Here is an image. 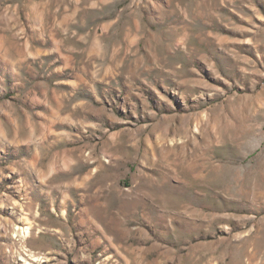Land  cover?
<instances>
[{"label":"rangeland","instance_id":"1","mask_svg":"<svg viewBox=\"0 0 264 264\" xmlns=\"http://www.w3.org/2000/svg\"><path fill=\"white\" fill-rule=\"evenodd\" d=\"M0 264H264V0H0Z\"/></svg>","mask_w":264,"mask_h":264},{"label":"crops","instance_id":"2","mask_svg":"<svg viewBox=\"0 0 264 264\" xmlns=\"http://www.w3.org/2000/svg\"><path fill=\"white\" fill-rule=\"evenodd\" d=\"M33 222H35V220H32ZM40 235V234H39ZM127 261H128V259H127Z\"/></svg>","mask_w":264,"mask_h":264},{"label":"bare ground","instance_id":"3","mask_svg":"<svg viewBox=\"0 0 264 264\" xmlns=\"http://www.w3.org/2000/svg\"><path fill=\"white\" fill-rule=\"evenodd\" d=\"M24 233V232H23Z\"/></svg>","mask_w":264,"mask_h":264}]
</instances>
